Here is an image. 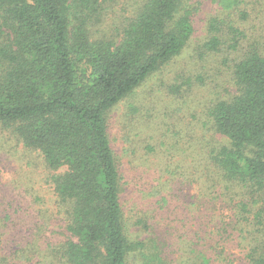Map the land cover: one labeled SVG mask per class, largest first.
Returning a JSON list of instances; mask_svg holds the SVG:
<instances>
[{"label":"trees","instance_id":"16d2710c","mask_svg":"<svg viewBox=\"0 0 264 264\" xmlns=\"http://www.w3.org/2000/svg\"><path fill=\"white\" fill-rule=\"evenodd\" d=\"M106 1L0 0V140L13 137L36 154L52 193L50 217L47 210L1 203L0 241L19 212L14 220L26 226L23 236L34 230L33 238L44 236L45 243L30 251L19 243L20 263L41 254L33 264H129L132 251L145 264L160 262L157 247L130 238L125 223V177L108 116L127 101L123 137L136 125V135L149 130L148 138H170L167 151L173 144L202 150L205 173L198 178L205 176L208 185L204 197L213 210L210 221L218 222L216 235L238 236L246 246L245 264H264V0H130L120 13ZM207 3L213 13L205 21L206 36L190 55L203 66L217 60L229 73L230 89L212 99L206 119L194 124L189 115L184 122L171 100L205 83L204 76L178 69L143 114L146 105L135 95L188 49ZM161 98L169 105L158 107ZM197 124L199 133L191 134ZM164 155L154 178L178 176L181 163ZM139 192L138 224L149 229L163 218L179 220L174 192L168 197L155 186ZM201 260L209 264L205 255Z\"/></svg>","mask_w":264,"mask_h":264},{"label":"rangeland","instance_id":"374dc122","mask_svg":"<svg viewBox=\"0 0 264 264\" xmlns=\"http://www.w3.org/2000/svg\"><path fill=\"white\" fill-rule=\"evenodd\" d=\"M108 1L105 2V5L107 6L109 3L112 5L109 10L117 13H120L131 2L130 0ZM212 13L213 9L207 3V6L197 16L195 32L188 49L171 65L155 73L148 80L142 92H137L134 98L141 100L146 105L143 109V114H148L151 109L149 102L153 99V96L160 95L156 91L161 86V83L169 81L178 69H185L204 76L203 80L205 83L204 85L201 82L195 84L183 98L179 97L176 99L177 102L171 100L172 106L178 107V117H184L182 121L185 122L190 115L194 124L200 123L206 119V108L212 99L216 98L217 93L226 95L227 90L231 87L227 69L220 65L217 60L206 61L207 65L203 66V63L193 57L191 58L190 55L193 47L202 42L206 36L205 21ZM109 16L114 18L112 14H109ZM152 87L155 90L150 92ZM165 102L168 105L170 103L167 98H161L159 101L161 104L158 107H161ZM126 103L127 101L122 102L109 114L108 132L112 146L120 161V169L125 177L122 201L128 236L134 240H144L148 247L153 250V247H157L159 252L155 251L161 257L158 264H203L201 255L209 258V264L213 259L221 264H245V243L243 242L242 246L239 245L238 236H230L229 240L221 239L220 235H216L218 222L210 221L213 210L208 202V197H204L205 189L208 185L205 182V176L198 178L200 174L205 173L203 163H205L206 155L204 152L199 148L198 150L190 146L191 148L188 149L190 154H188V151H183L181 148L177 149L174 144V149L167 151V143L170 142L172 144L170 138L166 142L163 141L160 135H156L155 138H148L149 130L146 133L136 135L139 132V130L136 131V125H134L135 128L133 130L129 129L130 137L124 138L122 132L124 118L122 113L125 111ZM133 123H136V121ZM157 127V132L161 133L162 128ZM199 131L200 126L197 124L191 134H198ZM207 139L209 140V137ZM162 141L164 145H162ZM146 143L154 147V152L146 149ZM183 144L185 143L181 141L179 146L181 147ZM163 155L165 158L181 163L182 170H177L178 176L176 173L174 177H169L171 174L168 173L161 178H154L156 170H161L160 165L162 164ZM194 165H196L197 172H193ZM43 173L44 171L35 153L25 149L13 137L2 138L0 140V207L1 203L2 205H7L8 201H11L13 205L15 203L22 204L24 208H28L31 211L35 209L36 211L47 210L50 217L49 210L52 208V193L43 180ZM150 177H152L151 185L147 184ZM168 177L170 180L166 181ZM152 186L164 190L168 197L170 196L167 192L172 191L175 193V198H177L172 200V206H175L176 210L180 211L178 212L180 215L179 220L174 222L173 219L163 218L156 223L152 222L149 229L137 223L136 217L139 216L138 214L142 215V213L138 212L141 207L136 204L138 201L139 203L142 201L139 190L150 189ZM9 209V211H13L12 207ZM19 215V212L12 214V221H8L7 226L4 228L8 231V234L5 233L1 236L0 264H23L17 261V257L20 254L15 252L19 247V243L22 244V249L28 251H30L31 245H36L40 249L45 248L44 236L33 238L34 230L31 231L29 236H23V233L27 232L26 226L14 220V217H19ZM37 219L39 223L47 221L45 217H38ZM30 221L34 222L35 220L31 217ZM206 223L209 225L206 226ZM43 252L41 250V253ZM37 255H33L32 260L29 263L27 262V264L35 263L41 254ZM129 264L145 263L136 254V251H132L131 256H129Z\"/></svg>","mask_w":264,"mask_h":264}]
</instances>
